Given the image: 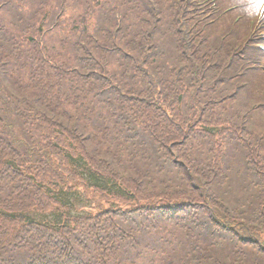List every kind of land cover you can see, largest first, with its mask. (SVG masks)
Wrapping results in <instances>:
<instances>
[{
	"label": "trees",
	"instance_id": "16d2710c",
	"mask_svg": "<svg viewBox=\"0 0 264 264\" xmlns=\"http://www.w3.org/2000/svg\"><path fill=\"white\" fill-rule=\"evenodd\" d=\"M213 1L0 0V264H264L259 20Z\"/></svg>",
	"mask_w": 264,
	"mask_h": 264
},
{
	"label": "rangeland",
	"instance_id": "374dc122",
	"mask_svg": "<svg viewBox=\"0 0 264 264\" xmlns=\"http://www.w3.org/2000/svg\"><path fill=\"white\" fill-rule=\"evenodd\" d=\"M232 4H235V2L233 1ZM232 4H230V6H232ZM255 31V33H253V38H254V42H251L247 48L248 51L247 52H243L242 54H246L244 56L247 57H254L256 54H258V48L259 47L261 50L264 51V21L259 22V24L255 27V29L253 30ZM252 32V31H251ZM263 53V52H262ZM263 57V55H262ZM238 63H240V60L238 61ZM260 67L256 68L255 70H258L261 74L255 73V77H257V79L259 80L260 84L256 87V89L254 91H252L251 93L246 94L248 97L249 96H254V98L260 95L264 94V58H261V62L259 63ZM240 65H245L247 68L250 67V61L247 60L246 57H244V59H242V63ZM245 94H241V97L244 98ZM262 102V101H261ZM255 103H257V101H255ZM259 103V102H258ZM242 111V109H241ZM246 114V113H245ZM262 121V119L260 118L258 123H260ZM227 131H235L237 127H235L234 123L229 122L228 124H225ZM247 130L254 132L255 134H257L254 131V128L250 126L247 128ZM107 206H102V209L106 208Z\"/></svg>",
	"mask_w": 264,
	"mask_h": 264
},
{
	"label": "clouds",
	"instance_id": "9594fccd",
	"mask_svg": "<svg viewBox=\"0 0 264 264\" xmlns=\"http://www.w3.org/2000/svg\"><path fill=\"white\" fill-rule=\"evenodd\" d=\"M242 12L248 18L264 17V0H244Z\"/></svg>",
	"mask_w": 264,
	"mask_h": 264
}]
</instances>
